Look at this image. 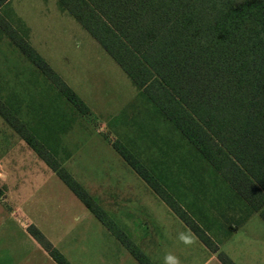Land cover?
Here are the masks:
<instances>
[{
    "label": "rangeland",
    "instance_id": "374dc122",
    "mask_svg": "<svg viewBox=\"0 0 264 264\" xmlns=\"http://www.w3.org/2000/svg\"><path fill=\"white\" fill-rule=\"evenodd\" d=\"M6 7L25 23L30 44L90 111L82 114L76 109L0 32L1 100L117 227L128 237L136 236L130 239L161 264L168 252L182 264H221L220 253L235 264H264L260 212L245 221L242 202L216 183L209 185L211 194L227 196L225 202L232 199L235 203L229 206L221 199V205L216 207L215 201L212 207L207 187L197 178L202 173L206 185L211 179L200 155L79 21L57 0H11ZM114 142L125 144L153 170L165 173L177 192L205 206L216 220L215 233L223 240L216 255L211 257V249L129 166ZM0 172L2 180H7V172L12 174L9 183L0 180V188L14 187L10 196L14 195L15 203L72 264H141L1 114ZM26 220L20 212L11 215L0 202V260L4 264H58L30 236ZM228 226L234 229L225 237ZM182 231L193 234V245L178 240Z\"/></svg>",
    "mask_w": 264,
    "mask_h": 264
},
{
    "label": "trees",
    "instance_id": "16d2710c",
    "mask_svg": "<svg viewBox=\"0 0 264 264\" xmlns=\"http://www.w3.org/2000/svg\"><path fill=\"white\" fill-rule=\"evenodd\" d=\"M10 1L0 0V32L76 109L89 113L83 99L30 44L28 27L6 9ZM57 1L200 155L211 179L206 185L202 173L197 178L207 187L212 207L228 198L211 194L209 185L216 183L242 202L245 221L254 212L264 220V0ZM0 114L141 264H153L1 98ZM113 147L209 249L219 251L223 240L205 206L177 192L165 173L153 170L125 144L114 142ZM232 229L228 226L224 236ZM29 230L56 263L72 264L38 228ZM220 258L235 264L223 253Z\"/></svg>",
    "mask_w": 264,
    "mask_h": 264
},
{
    "label": "crops",
    "instance_id": "0c3cea01",
    "mask_svg": "<svg viewBox=\"0 0 264 264\" xmlns=\"http://www.w3.org/2000/svg\"><path fill=\"white\" fill-rule=\"evenodd\" d=\"M7 174H8V176H7V180H2L1 178H0V180L2 181V182H5V183H9L12 179V174H10V172H7ZM2 175V173L0 172V177H2L1 176ZM6 187V188H5ZM4 187V189H2V193H1V195H0V202L5 206V208H6V210H8L9 211V213H11V215H15L16 213H18V212H20V213H22V215L24 214V217L27 219L26 220V223L24 224V227H25V229H27V231L30 233V236L37 242V244L44 250V252L45 253H48L49 254V252H48V250L43 246V244L32 234V232H30V230H29V228H30V226H35L33 223H34V219L33 218H31L30 216H27L26 214H25V212L21 209V207H20V205H17V203H15V201H14V199H13V196L14 195H11L10 196V193H11V190H12V188H14V187H12L11 186V189H10V186H5ZM70 189V188H69ZM99 204V203H98ZM100 205V204H99ZM101 206V205H100ZM169 207V206H168ZM109 216V215H108ZM97 218V217H96ZM110 218V217H109ZM262 218V217H261ZM98 219V218H97ZM111 219V218H110ZM248 220V219H247ZM246 220V221H247ZM263 220V219H262ZM114 221V220H113ZM264 221V220H263ZM183 222V221H182ZM184 223V222H183ZM185 224V223H184ZM186 225V224H185ZM187 226V225H186ZM36 227V226H35ZM188 227V226H187ZM37 228V227H36ZM189 228V227H188ZM189 230H190V228H189ZM195 236H196V234L192 231V230H190ZM113 233V232H112ZM113 235H115L114 233H113ZM116 236V235H115ZM197 237V236H196ZM116 238H117V236H116ZM130 238H137L136 236H134V235H132V236H130ZM142 238H145V237H142ZM118 239V238H117ZM197 239H199L198 237H197ZM199 241H201L200 239H199ZM201 243L205 246V247H207L202 241H201ZM208 248V247H207ZM209 249V248H208ZM210 250V249H209ZM211 252H212V256L211 257H213L214 255H216L217 254V252L218 251H216V252H214V251H212L211 250ZM219 254V253H218ZM50 255V254H49ZM145 255L150 259V257L145 253ZM220 255V254H219ZM220 258V257H219ZM54 260V259H53ZM221 260V259H220ZM4 259H2L1 258V260H0V264H4ZM55 261V260H54ZM150 261L153 263V264H161L159 261H152L151 259H150ZM221 264H224L223 262H222V260H221Z\"/></svg>",
    "mask_w": 264,
    "mask_h": 264
},
{
    "label": "clouds",
    "instance_id": "9594fccd",
    "mask_svg": "<svg viewBox=\"0 0 264 264\" xmlns=\"http://www.w3.org/2000/svg\"><path fill=\"white\" fill-rule=\"evenodd\" d=\"M177 238L182 244L186 246H191L195 243V238L190 231L189 232L182 231L178 233ZM163 264H182V262L178 256H176L171 252H168L163 257Z\"/></svg>",
    "mask_w": 264,
    "mask_h": 264
}]
</instances>
